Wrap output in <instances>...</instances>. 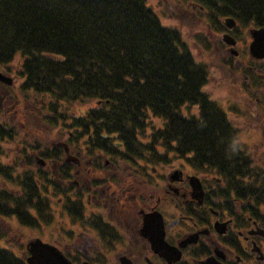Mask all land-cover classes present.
Returning <instances> with one entry per match:
<instances>
[{
	"label": "flooded vegetation",
	"instance_id": "flooded-vegetation-1",
	"mask_svg": "<svg viewBox=\"0 0 264 264\" xmlns=\"http://www.w3.org/2000/svg\"><path fill=\"white\" fill-rule=\"evenodd\" d=\"M184 1H189L191 19L198 20L197 10L215 22L205 21L209 33L203 39L219 58L217 67L229 73L238 99L247 101V131L251 137L260 132L257 142L264 143V57L248 51L250 31L264 28L260 13L264 0L262 7H255L262 19H239L237 8L222 7L221 0ZM258 1L240 0V4ZM241 45L242 53L237 48ZM194 62L205 73L199 92L211 103L214 115L222 116L230 133L226 140L233 143L237 136L225 112L228 103L211 99L202 90L209 71L202 62ZM152 109L144 105L137 112L143 134L139 124L110 129L102 118L81 117L71 121L66 134L57 128L48 146L23 147L18 161L25 165L21 179L35 181L37 194L31 200L36 199L39 208H32L36 214L31 215L36 220L32 225L24 216L0 214V247L24 262L29 239L18 253L2 243V223L9 219L40 229L53 222L52 241L37 238L55 246L73 264H264V151L239 148L229 183L215 169H211L214 176L199 174L187 155L173 153L170 144L158 154L155 140L170 143V137L157 138V132L147 137L145 127L151 125H144L146 118H156ZM184 109V117L200 114L197 104L184 102ZM21 184L23 191L21 186L0 190L17 198L26 196L28 188Z\"/></svg>",
	"mask_w": 264,
	"mask_h": 264
},
{
	"label": "trees",
	"instance_id": "trees-1",
	"mask_svg": "<svg viewBox=\"0 0 264 264\" xmlns=\"http://www.w3.org/2000/svg\"><path fill=\"white\" fill-rule=\"evenodd\" d=\"M221 1L222 7L235 6L239 19H262L264 10L257 15L255 7H262L263 0ZM16 55L21 58L20 90L40 101L38 110L47 107L46 123L60 124L62 135L81 117L102 118L110 129L132 128L142 118L137 112L149 105L164 120L156 136H169L170 143L163 140L173 153L187 155L197 170L215 169L222 181L230 182L239 148L226 140L230 133L222 116L214 115L199 92L204 70L195 64L180 33L162 25L146 0H0V64ZM184 102L197 104L200 114L184 117ZM70 103H85L89 115L71 114L61 125L64 114L58 107ZM8 132L0 125V139ZM2 154L0 147V177L9 178ZM21 183L28 188L26 196L0 190V214L24 216L32 225V208L39 206L31 195L37 188L34 180L21 179L22 191ZM0 264L24 262L0 247Z\"/></svg>",
	"mask_w": 264,
	"mask_h": 264
},
{
	"label": "rangeland",
	"instance_id": "rangeland-1",
	"mask_svg": "<svg viewBox=\"0 0 264 264\" xmlns=\"http://www.w3.org/2000/svg\"><path fill=\"white\" fill-rule=\"evenodd\" d=\"M146 4L156 14L162 25L176 29L180 33L185 47L193 60L200 63L202 62L207 67V71H209L208 79L204 83L202 90L208 94L211 99L217 100L218 102L226 100L225 103H228L225 112L232 121L237 136L233 145L237 146L242 151H254L255 148L258 153L264 151V143L257 142L259 139L258 135L261 133L259 132L254 137H251L253 134L247 131V119H249L248 111L245 110L247 101H244V98L243 100L238 99V94L235 93L233 85L230 84L229 73L217 67L219 58L217 55L213 54L212 46H207L203 39L206 35L208 36L209 33L205 21L215 25L213 19L209 20V16L206 12L201 13L197 10H195V15L198 17V20L191 19L189 13L191 8L188 5L189 1L146 0ZM209 39L211 40L213 38L209 37L208 40ZM237 48L241 53L244 50L242 45L237 46ZM20 64L21 58L17 55L14 56L9 63L4 65L0 64V72L11 78V84L9 85L0 82V97H2V99H0V125L4 126L9 131L3 136L4 139H0V147L3 152L1 160L11 167L9 171L11 175L9 178L0 177V188H8L12 191L20 186L19 184L24 171L23 168H25V165L21 167L18 163L19 158L24 155L23 147L37 145L39 148H42L44 145L48 146L51 139L56 135L57 128L60 126V124L57 123L52 127V125L46 123L45 116L48 114L46 112L47 107H45L43 111L38 110L37 107L40 101L37 100V102L33 100L34 95H31V93L20 90L19 86L22 82V76L19 73ZM227 74L228 78L226 77ZM36 97V99H38V96ZM45 98L48 99L50 97L45 96ZM84 104L85 103L76 105L70 103L60 105L58 107L59 112L64 114L61 125L63 120H65V122L69 121V116L71 114H75L77 117L83 116L84 110L87 108ZM190 111L195 112V109H191ZM185 112L186 110L183 107L182 114H187ZM147 119H149V117L146 118L144 125H151L145 127V132L147 133V137H149L151 132L155 134L162 128L163 120L157 116L156 118L150 116V119ZM139 125V130L144 127H142V123ZM67 128L68 126H64L63 130ZM261 128L264 129V126L261 125ZM140 133L143 134V130H140ZM141 137H143V142L147 141L145 136ZM155 142V148L158 154L167 148L161 139H157ZM158 154L157 157L161 158ZM195 170L199 174L211 172V175L214 176L215 174L214 170L207 167ZM2 224L5 233L2 238V243L4 247L10 248L16 253H18L17 250H24L23 245L25 241L30 238L39 237L43 240L47 239L50 241L53 239V222L50 225H45L44 229L25 227L9 219H5Z\"/></svg>",
	"mask_w": 264,
	"mask_h": 264
},
{
	"label": "water",
	"instance_id": "water-1",
	"mask_svg": "<svg viewBox=\"0 0 264 264\" xmlns=\"http://www.w3.org/2000/svg\"><path fill=\"white\" fill-rule=\"evenodd\" d=\"M226 23L232 25L233 20L226 19ZM252 41L248 46L250 55L264 57V28L250 31ZM0 82L11 84V78L0 73ZM27 255L24 257L25 264H73L55 246L32 238L25 245Z\"/></svg>",
	"mask_w": 264,
	"mask_h": 264
}]
</instances>
